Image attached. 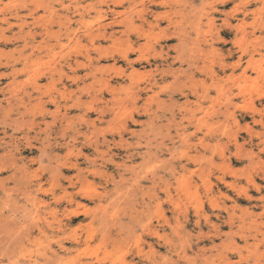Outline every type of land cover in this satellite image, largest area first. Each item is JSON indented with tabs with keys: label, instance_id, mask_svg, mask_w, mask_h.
Here are the masks:
<instances>
[{
	"label": "rangeland",
	"instance_id": "1",
	"mask_svg": "<svg viewBox=\"0 0 264 264\" xmlns=\"http://www.w3.org/2000/svg\"><path fill=\"white\" fill-rule=\"evenodd\" d=\"M208 1L0 0V264H264V0ZM175 9L179 38L138 18ZM86 180L103 200L77 199L89 213L72 221ZM35 198L61 221L39 222L48 238Z\"/></svg>",
	"mask_w": 264,
	"mask_h": 264
},
{
	"label": "bare ground",
	"instance_id": "2",
	"mask_svg": "<svg viewBox=\"0 0 264 264\" xmlns=\"http://www.w3.org/2000/svg\"><path fill=\"white\" fill-rule=\"evenodd\" d=\"M126 1V0H125ZM150 1H152V0H150ZM188 1V0H187ZM206 1V0H205ZM208 1V0H207ZM228 1V0H227ZM232 1V0H231ZM234 1H236V0H234ZM177 2H178V0H177ZM209 2V1H208ZM211 2H213V1H211ZM221 2H223V1H221ZM225 2V1H224ZM238 2V1H237ZM236 2V3H237ZM134 3V2H133ZM185 3V2H184ZM192 3V2H191ZM190 3V4H191ZM207 3V2H206ZM225 3H227V2H225ZM247 3V2H246ZM143 4V3H142ZM179 4V3H178ZM200 4V3H199ZM202 4V3H201ZM224 4V3H223ZM252 4V3H251ZM129 5V4H128ZM152 5V4H151ZM159 5V4H158ZM174 5V4H173ZM188 5V4H187ZM193 5H194V3H193ZM222 5V4H221ZM249 5V4H248ZM153 6H155V5H153ZM195 6V5H194ZM198 6V5H197ZM203 6V5H202ZM125 7V6H124ZM133 7V6H132ZM161 7V6H160ZM182 7V6H181ZM198 7H200V6H198ZM207 7V6H206ZM220 7V6H219ZM218 7V8H219ZM246 7V6H245ZM71 8V7H70ZM128 8V7H127ZM171 8V7H170ZM209 8V7H208ZM168 9H169V7H168ZM188 9V8H187ZM211 9V8H210ZM123 10H124V8H123ZM135 10V9H134ZM133 10V11H134ZM145 10V9H144ZM166 10V9H165ZM181 10V9H180ZM194 10V9H193ZM213 10V9H212ZM234 10V12H237V11H235V9H233ZM109 11V10H108ZM121 11V10H120ZM139 11V10H138ZM149 11H151V10H149ZM183 11H185V9L183 10ZM202 11V10H201ZM213 11H215V10H213ZM217 11V10H216ZM224 11V10H223ZM227 11V10H226ZM130 12V11H129ZM145 11H141L139 14H138V18L140 19V21L142 22V25H148L149 26V28L150 29H156V28H159L160 29V27H162L161 26V24H162V22H164V21H166L167 23H168V25H167V28H164V29H160V33H162V36H161V38L163 39V37H168V38H170V37H175V36H177L178 38L180 37V36H178L179 34L178 33H187V29H182L181 28V23H179V21L178 20H176V18H177V16H179V15H181L182 14V12L181 11H176V9H175V11H173L172 13L170 12V13H168V11L167 12H165V13H161V14H157L156 16H155V20H154V22H152V23H148L147 22V18H146V16H145V13H144ZM209 12V11H208ZM225 12V11H224ZM243 12V11H242ZM241 12V13H242ZM110 13V12H109ZM149 13V12H148ZM197 12H195V14H196ZM230 13V12H229ZM233 13V12H232ZM22 14V13H21ZM71 14V13H70ZM102 14V13H101ZM108 14V13H107ZM123 14V13H122ZM234 14V13H233ZM120 15V14H119ZM185 15V14H184ZM213 15V14H212ZM216 15H218V14H216ZM236 15V14H235ZM240 15V14H239ZM245 15V14H244ZM113 16V15H112ZM122 16V15H121ZM206 16H208V15H206ZM242 16V15H241ZM246 17H247V15H245ZM244 16V17H245ZM248 16H251L250 14L248 15ZM118 17H120V16H118ZM216 17V16H215ZM234 17H236V16H234ZM111 18H113V17H110V19ZM124 18V17H123ZM186 18V17H185ZM229 18H231V17H229ZM251 18V17H250ZM2 19V18H1ZM154 19V18H153ZM210 19V18H209ZM208 19V20H209ZM214 19V18H213ZM218 19V18H217ZM234 20V18H231V20ZM236 19V18H235ZM119 20V19H118ZM152 20V19H151ZM196 20V19H195ZM204 20V19H203ZM220 20V19H219ZM231 20H229V21H231ZM2 21V20H1ZM68 21V20H67ZM134 21V19L132 18V17H126L125 19H124V21H119L120 23H123V24H125V23H127V25H126V29L123 31V33H129V31H134L132 28H133V22ZM223 21V20H222ZM226 21V20H225ZM224 21V22H225ZM250 21V20H249ZM6 22V21H5ZM107 22V21H106ZM136 22V21H135ZM192 22V21H191ZM238 22V21H237ZM248 22V21H247ZM101 23V22H100ZM129 23V24H128ZM138 23V22H137ZM202 23V22H201ZM12 24V23H11ZM114 24V22L113 23H111V24H108V25H102V24H100V27H99V29H98V33H100V34H98V35H96L93 39L95 40L96 38H98V39H100V37H102L103 39H106V37H107V31H108V26H110V25H113ZM227 24V23H226ZM241 24V23H240ZM239 24V25H240ZM71 25H73V24H71ZM117 25V24H116ZM164 25V24H163ZM209 25V24H208ZM229 25V24H228ZM248 25V24H247ZM62 26V25H61ZM118 26V25H117ZM121 26V25H120ZM206 26V25H205ZM241 26H245V25H241ZM49 27H51V26H49ZM48 27V28H49ZM210 27H211V25H210ZM222 27V26H221ZM228 27V26H227ZM248 27H250V26H248ZM252 27V26H251ZM56 28V27H55ZM119 28V27H118ZM121 28V27H120ZM140 28V27H139ZM144 28V27H143ZM146 28V27H145ZM173 28V31L171 30ZM203 28H204V26H203ZM233 28V27H232ZM209 29V28H208ZM247 29V28H246ZM33 30V29H32ZM75 30V29H74ZM120 30V29H119ZM223 30V29H222ZM225 30V29H224ZM235 30V29H234ZM51 31V30H50ZM212 31V30H211ZM210 31V32H211ZM231 31V30H230ZM239 31H241V30H239ZM24 32V31H23ZM69 32V31H68ZM121 32V31H120ZM201 32H203V31H201ZM215 32V31H214ZM221 32V31H220ZM242 32V31H241ZM250 32V31H249ZM38 33V32H37ZM143 33H145L146 34V32L143 30ZM169 33H171V34H169ZM196 33H199V30H197L196 29ZM205 33H207V32H205ZM216 33V32H215ZM235 33V32H234ZM8 34V33H7ZM39 34V33H38ZM41 34H43V33H41ZM47 34H48V32H47ZM144 34V35H145ZM169 34V35H168ZM191 34V33H190ZM193 34V33H192ZM195 34V33H194ZM156 35V34H155ZM200 35V34H199ZM219 35H221V34H219ZM251 35V34H250ZM146 36V35H145ZM202 36H203V34H202ZM222 36V35H221ZM246 36H249V35H246ZM252 36H253V34H252ZM77 37V36H76ZM112 37L113 36H111L110 37V39H112ZM156 37H157V35H156ZM159 37V36H158ZM240 37V36H239ZM250 37V36H249ZM138 38V37H137ZM160 38V37H159ZM214 38V37H213ZM241 38V37H240ZM248 38V37H247ZM116 39V38H115ZM134 39V38H133ZM136 39V38H135ZM157 39V38H156ZM199 39V38H198ZM218 39V38H217ZM227 39V38H226ZM250 39V38H249ZM37 40V39H36ZM207 40V39H206ZM243 40V39H242ZM242 40H240V41H242ZM247 40V39H246ZM117 41H120V39H118ZM117 41H115V42H117ZM166 41V40H165ZM173 41V40H172ZM196 41V40H195ZM227 41H229V40H227ZM226 41V42H227ZM233 41V40H232ZM231 41V42H232ZM235 41V40H234ZM250 41V40H249ZM198 42V41H197ZM199 42H200V40H199ZM207 42V41H206ZM220 42V41H219ZM225 42V43H226ZM236 42H238V41H236ZM160 43V42H159ZM176 43H178V42H176ZM213 43H215V42H213ZM225 43H223V44H225ZM251 43V42H250ZM255 43V42H254ZM23 44V43H22ZM136 44V43H135ZM161 44V43H160ZM166 44V43H165ZM181 44V43H180ZM252 44V43H251ZM16 45V44H15ZM201 45V44H200ZM210 45V44H209ZM215 45V44H214ZM219 45V44H218ZM243 45H245V44H243ZM257 45V44H256ZM1 46V45H0ZM10 46V45H9ZM12 46H13V44H12ZM101 46V45H100ZM164 46V45H163ZM182 46V45H181ZM195 46V45H194ZM203 46V45H202ZM205 46V45H204ZM203 46V47H204ZM206 46H208V45H206ZM216 46V45H215ZM246 46V45H245ZM144 47V46H143ZM159 47V46H158ZM219 47V46H218ZM234 47H236V45L234 46ZM238 47V46H237ZM236 47V48H237ZM250 47V46H249ZM256 47H258V46H256ZM46 48V47H45ZM113 48V47H112ZM138 48H139V46H138ZM209 48H210V46H209ZM251 48H253V47H251ZM38 49V48H37ZM36 49V50H37ZM43 49H44V47H43ZM141 49V48H140ZM157 49V48H156ZM167 49V48H166ZM190 49V48H189ZM211 49V48H210ZM209 49V50H210ZM214 49H216V48H214ZM238 49H240V48H238ZM254 50H255V47L253 48ZM49 50H53V49H49ZM94 50V49H93ZM137 51H138V49H136ZM147 50H149L148 48H147ZM146 50V51H147ZM158 50V49H157ZM191 50H193V49H191ZM207 50V49H206ZM95 51V50H94ZM98 51V50H97ZM112 51V50H111ZM115 51V50H114ZM129 51H135L134 50V48L132 47V46H130L129 47V49H128V51L127 52H125L124 53V57L125 58H132V57H129ZM145 51V52H146ZM195 51V50H194ZM197 51V50H196ZM223 51V50H222ZM75 52V51H74ZM139 52L141 53V56H140V58L142 59V58H144V53H143V50H139ZM156 52V51H155ZM159 52V51H158ZM169 52V51H168ZM173 52V51H172ZM171 52V53H172ZM221 52V51H220ZM225 52V51H224ZM228 52V51H227ZM229 52H230V50H229ZM237 52V51H236ZM243 52H245V51H243ZM97 53V52H96ZM136 53V52H135ZM150 52L148 51V53L147 54H149ZM152 53V52H151ZM190 53V52H189ZM194 53H196V52H194ZM202 53H203V51H202ZM206 53V52H205ZM240 53V52H239ZM238 53V54H239ZM117 54V53H116ZM115 54V55H116ZM137 54V53H136ZM153 54V53H152ZM174 54V53H173ZM192 54V53H191ZM208 54V53H207ZM243 54H245V53H243ZM263 54V53H262ZM182 55V54H181ZM194 55V54H193ZM222 55H224V54H222ZM254 55H255V53H254ZM117 56V55H116ZM157 56H158V54H157ZM172 56V55H171ZM183 56V55H182ZM200 56V55H199ZM211 56V55H210ZM220 57H221V55H219ZM230 56H231V54H230ZM190 57V56H189ZM220 57H219V59H220ZM238 57V56H237ZM247 57V56H246ZM80 58V57H79ZM114 58H116V57H114ZM134 58H136V57H134ZM174 58V57H173ZM201 58V57H200ZM228 58V57H227ZM234 58H236V57H234ZM250 58H251V56H250ZM81 59V58H80ZM157 59H159V58H157ZM162 59V58H161ZM176 59V58H175ZM206 59V58H205ZM204 59V60H205ZM208 59V58H207ZM246 59V58H245ZM21 60V59H20ZM28 60V59H27ZM155 61H156V59H154ZM170 60V59H169ZM216 60H217V58H216ZM226 60V59H225ZM231 60V59H230ZM241 60H243V59H241ZM111 61V60H110ZM151 61V60H150ZM160 61V60H159ZM158 61V62H159ZM171 61V60H170ZM175 61V60H174ZM207 61V60H206ZM232 61H234V60H232ZM231 61V62H232ZM103 62V61H102ZM113 62V61H112ZM111 62V63H112ZM164 62V61H163ZM162 62V63H163ZM168 62V61H167ZM177 62V61H176ZM195 62V61H194ZM201 62V61H200ZM225 62V61H224ZM230 62V61H229ZM153 63V62H152ZM196 63V62H195ZM195 63H193L194 65H195ZM206 63V62H205ZM219 63H220V61H219ZM218 63V64H219ZM94 64V63H93ZM131 65H132V63H130ZM134 64V63H133ZM140 64V63H139ZM156 64V63H155ZM159 64V63H158ZM166 64V63H165ZM164 64V65H165ZM234 64V63H233ZM96 65H97V63H96ZM128 65V64H127ZM187 65V64H186ZM242 65V64H241ZM244 65V64H243ZM17 66V65H16ZM126 66V65H125ZM129 66V65H128ZM134 66V65H133ZM142 66V65H141ZM161 66V65H160ZM198 66H200V65H198ZM223 67L225 66V65H222ZM103 67V66H102ZM129 67H131V66H129ZM143 67V66H142ZM164 67V66H163ZM168 67V66H167ZM170 67H171V63H170ZM202 67V68H201ZM203 67L204 66H200V69L202 70L203 69ZM205 67H206V65H205ZM226 67V66H225ZM235 67L236 68H238L236 65H235ZM64 68V67H63ZM66 68V67H65ZM120 68V67H119ZM152 68V67H151ZM165 68V67H164ZM222 68V67H221ZM248 68H250V67H248ZM2 69V68H1ZM5 69V68H4ZM100 69V68H99ZM170 69V68H169ZM179 69V68H178ZM9 70V69H8ZM7 70V71H8ZM78 70V69H77ZM83 70V69H82ZM128 71H129V68L127 69ZM221 70V69H220ZM226 70V69H225ZM36 71V70H35ZM120 71V70H119ZM158 71V70H157ZM157 71H155V72H157ZM183 71V70H182ZM190 71V70H189ZM203 71V70H202ZM222 71V70H221ZM224 71V70H223ZM230 71V70H229ZM232 71V70H231ZM264 71V70H263ZM38 72V71H37ZM167 72H169V71H167ZM234 72V71H233ZM16 73V72H15ZM175 73V72H174ZM176 73H178V72H176ZM180 73V72H179ZM178 73V74H179ZM182 73V72H181ZM196 73H198V72H195V74ZM201 73V72H200ZM223 73V72H222ZM92 73H90V75H91ZM162 74H163V72H162ZM184 74V73H183ZM202 74V73H201ZM227 74V73H226ZM235 74V73H234ZM249 74V73H248ZM258 74V73H257ZM39 75V74H38ZM151 75V74H150ZM190 75H192V74H190ZM197 75V74H196ZM20 76V75H19ZM120 76H121V74H120ZM158 76H159V73H158ZM157 76V77H158ZM227 76V75H226ZM4 77V76H3ZM174 77V76H173ZM177 77V76H176ZM187 77V76H186ZM234 77V76H233ZM242 77L243 78H245V80H246V77H247V72H246V70L244 71V75H242ZM257 77H258V75H257ZM37 77H35V79H36ZM167 78V77H166ZM171 78V77H170ZM177 78H179V77H177ZM182 78V77H181ZM194 77H192V79H193ZM68 79V78H67ZM127 79V78H126ZM175 79V78H174ZM188 79H189V76H188ZM199 79V78H198ZM233 79H235V78H233ZM249 79H251V78H249ZM10 80V79H9ZM12 80V79H11ZM34 80V79H33ZM122 80V79H121ZM166 79H164V81H165ZM171 80V79H170ZM182 80H184V79H182ZM220 80V79H219ZM227 80V79H226ZM84 81V80H83ZM156 81V80H155ZM158 81V80H157ZM160 81V80H159ZM178 81V80H177ZM189 81V80H188ZM234 81V80H233ZM264 81V80H263ZM32 82V81H31ZM119 82V81H118ZM150 82H152V81H150ZM184 82V81H183ZM237 82H238V80H237ZM8 83V82H7ZM155 83V82H154ZM157 83V82H156ZM186 83V82H185ZM249 83H250V81H249ZM81 84V83H80ZM187 84H188V82H187ZM186 84V85H187ZM197 84V83H196ZM199 84V83H198ZM13 85V84H12ZM107 85H108V83H107ZM116 85V84H115ZM162 85V84H161ZM172 85H175V84H171V88H172ZM246 85V84H245ZM249 85V84H248ZM247 86V85H246ZM246 86H245V88H246ZM12 87V86H11ZM18 87V86H17ZM114 87V86H113ZM124 87V86H123ZM136 87V86H135ZM162 87V86H161ZM170 87H168V88H170ZM242 87V86H241ZM21 88V87H20ZM32 88V87H31ZM156 88H158V87H156ZM186 88V87H185ZM103 89V88H102ZM136 89V88H135ZM137 89H138V93H141V85L140 86H137ZM192 89V88H191ZM201 89V88H200ZM224 89V88H223ZM9 90V89H8ZM118 90V89H117ZM182 90V89H181ZM13 91V90H12ZM19 91V90H18ZM17 91V92H18ZM29 91V90H28ZM32 91H33V89H32ZM81 91V90H80ZM131 91V90H130ZM172 91V90H171ZM173 91H174V89H173ZM179 91V90H178ZM187 91V90H186ZM245 91V90H244ZM10 92V91H9ZM104 92H105V90H104ZM120 92V91H119ZM183 92H185V91H183ZM8 93V92H7ZM33 93V92H32ZM123 93V92H122ZM133 93V92H132ZM146 93V92H145ZM168 93V92H167ZM173 93V92H172ZM187 93V92H186ZM190 93V92H189ZM10 94V93H9ZM99 95V94H98ZM109 95V94H108ZM158 95V94H157ZM166 95V94H165ZM190 95V94H189ZM15 96V95H14ZM130 96V95H129ZM150 96V95H149ZM167 96V95H166ZM172 96V95H171ZM251 96V95H250ZM173 97V96H172ZM185 97V96H184ZM184 97H182V98H184ZM258 97V96H257ZM157 98H158V96H157ZM174 98V97H173ZM181 98V97H180ZM193 98V97H192ZM134 99V98H133ZM177 99H179V97L177 98ZM185 99V98H184ZM250 99L252 100V98L250 97ZM120 100H122V98L120 99ZM139 100V99H138ZM258 100H259V98H258ZM98 101V100H97ZM114 101V100H113ZM133 101V100H132ZM142 101V100H141ZM197 101V100H196ZM254 101H256V99L254 100ZM129 102H130V100H129ZM160 102V101H159ZM190 102V101H189ZM230 102V101H229ZM259 102H260V100H259ZM263 102V101H262ZM118 103V102H117ZM121 103V102H120ZM15 104V103H14ZM27 104V103H26ZM123 104V103H122ZM121 104V105H122ZM127 104V103H126ZM145 104V103H144ZM201 104V103H200ZM48 105H50V104H48ZM111 105V104H110ZM133 105V104H132ZM140 105V104H139ZM153 105H154V103H153ZM231 105V104H230ZM249 105V104H248ZM137 106V105H136ZM194 106V105H193ZM2 107H4V106H2ZM6 107V106H5ZM126 106L124 105V108H125ZM135 107V106H134ZM171 107V106H170ZM196 107V106H195ZM194 107V108H195ZM201 107V105H197V109H199ZM233 107V106H232ZM1 108V107H0ZM11 108V107H10ZM15 108V107H14ZM153 108V107H152ZM158 108H159V104H158ZM163 108V107H162ZM235 108V107H234ZM2 109H4V108H2ZM16 109V108H15ZM21 109H23V108H21ZM27 109V108H26ZM74 109V108H73ZM101 109V108H100ZM171 109V108H170ZM6 110V109H5ZM99 110V109H98ZM118 110V109H117ZM167 110V109H166ZM225 110V109H224ZM255 110H257V108L255 107ZM33 111V110H32ZM114 111V110H113ZM164 111H165V109H164ZM6 112V111H5ZM104 113H105V111H103ZM128 112V111H127ZM154 112V111H153ZM160 112V111H159ZM201 112V111H200ZM230 112V111H229ZM261 112V111H260ZM135 113V112H134ZM249 113V112H248ZM130 114V113H129ZM147 114V113H146ZM196 114V113H195ZM10 115V114H9ZM127 115V114H126ZM134 115V114H133ZM137 115V114H136ZM176 115V114H175ZM199 115V114H198ZM201 115V114H200ZM199 115V116H200ZM11 116V115H10ZM102 116V115H101ZM104 116V115H103ZM144 116V115H143ZM166 116V115H165ZM254 116V115H253ZM116 117V116H115ZM137 117V116H136ZM135 117V118H136ZM192 117H194V114H192ZM191 117V118H192ZM246 117V116H245ZM8 118V117H7ZM13 118V117H12ZM105 118V117H104ZM139 118V117H138ZM258 118V117H257ZM37 119H38V117H37ZM40 119V118H39ZM117 119V118H116ZM124 119V118H123ZM159 119V118H158ZM161 119V118H160ZM182 119V118H181ZM26 120V119H25ZM128 120V119H127ZM139 120V119H138ZM17 121H19V120H17ZM97 121V120H96ZM123 121V120H122ZM27 122V121H26ZM28 122H30V120L28 121ZM125 122V121H124ZM188 122V121H187ZM187 122H185V123H187ZM19 123V122H18ZM22 123V122H21ZM40 123V122H39ZM84 123V122H83ZM122 123V122H121ZM148 123V122H147ZM159 123V122H158ZM172 123V122H171ZM255 123V122H254ZM42 124H44V123H42ZM124 124V123H123ZM150 124V123H149ZM188 124V123H187ZM195 124H196V122H195ZM36 125V124H35ZM139 125V124H138ZM147 125V124H146ZM257 125V124H256ZM260 125H261V123H260ZM29 126V125H28ZM154 126V125H153ZM189 126V125H188ZM10 127V126H9ZM26 127V126H25ZM121 127V126H120ZM150 127V126H149ZM168 127H169V125H168ZM175 127V126H174ZM191 127V126H190ZM198 127V126H197ZM249 127V126H248ZM29 128V127H28ZM40 128V127H39ZM61 128V127H60ZM171 128V127H170ZM182 128V127H181ZM194 128V127H193ZM198 128H200V130H201V127L199 126ZM6 129V128H5ZM12 129V128H11ZM122 129H124V128H122ZM121 129V130H122ZM130 129V128H129ZM128 129V130H129ZM19 129H17V131H18ZM43 130V129H42ZM64 130V129H63ZM196 130V129H195ZM198 130V129H197ZM51 131V130H50ZM127 131V130H126ZM166 131V130H165ZM36 132V131H35ZM35 132H33V133H35ZM43 132V131H42ZM136 132V131H135ZM168 132V131H167ZM193 132H195V131H193ZM199 132V131H198ZM7 133V132H6ZM21 133V132H20ZM51 133H52V131H51ZM119 133V132H118ZM172 133V132H171ZM187 133V132H186ZM185 133V134H186ZM189 133V132H188ZM25 134V133H24ZM127 134V133H126ZM130 134V133H129ZM192 134H194V133H192ZM197 134V133H196ZM4 135V134H3ZM10 135V134H9ZM50 135V134H49ZM128 135V134H127ZM51 136V135H50ZM132 136V135H131ZM19 137V136H18ZM32 137V136H31ZM43 137V136H42ZM165 137H167V136H165ZM182 138H183V136H181ZM194 137V136H193ZM4 138V137H3ZM2 138V139H3ZM61 138V137H60ZM198 138V137H197ZM51 139V138H50ZM116 139V138H115ZM201 139V138H200ZM253 139V138H252ZM9 140H10V138H9ZM155 140V139H154ZM167 140V139H166ZM5 141V140H4ZM13 141V140H12ZM21 141V140H20ZM23 141H24V139H23ZM144 141V140H143ZM179 141V140H178ZM63 142V141H62ZM98 142V141H97ZM159 142H161L160 140H159ZM168 142V141H167ZM187 142V141H186ZM193 142V141H192ZM3 143V142H2ZM5 143V142H4ZM26 143H27V141H26ZM260 143V142H259ZM34 144V143H33ZM70 144V143H69ZM184 144V143H183ZM182 144V146H185V145H183ZM187 144V143H186ZM254 144V143H253ZM264 144V143H263ZM23 145V144H22ZM30 145V144H29ZM168 145V144H167ZM170 145V144H169ZM177 145V144H176ZM20 146V145H19ZM32 146V145H31ZM86 146V145H85ZM190 146V145H189ZM255 146H256V144H255ZM260 146V145H259ZM27 147V146H26ZM67 147V146H66ZM134 147V146H133ZM264 147V146H263ZM22 148V147H21ZM59 148V147H58ZM86 148V147H85ZM190 148H191V146H190ZM255 148V147H254ZM3 149V148H2ZM10 149V148H9ZM30 149H31V147H30ZM55 149V148H54ZM141 149V148H140ZM139 149V150H140ZM162 149V148H161ZM160 148H159V150H161ZM260 149H262V148H260ZM40 150V149H39ZM60 150V149H59ZM59 150H57V151H59ZM69 150V149H68ZM92 150V149H91ZM147 150V149H146ZM153 150V149H152ZM13 151V150H12ZM21 151V150H20ZM53 151V150H52ZM93 151V150H92ZM99 151V150H98ZM164 152H165V150H163ZM193 151V150H192ZM17 152V151H16ZM19 152V151H18ZM54 152V151H53ZM161 152V151H160ZM249 152V151H248ZM257 152V151H256ZM114 153V152H113ZM148 153H150V152H148ZM166 153V152H165ZM254 153V152H253ZM262 153V152H261ZM75 154V153H74ZM151 154V153H150ZM169 154V153H168ZM72 155V154H71ZM148 155V154H147ZM164 155V154H163ZM166 155V154H165ZM164 155V156H165ZM186 155V154H185ZM16 156V155H15ZM73 156V155H72ZM90 156V155H89ZM175 156V155H174ZM250 156H251V153H250ZM11 157V156H10ZM51 157H52V152H51ZM68 157V156H67ZM180 157V156H179ZM198 157V156H197ZM80 158V157H79ZM96 158V157H95ZM146 158H148V157H146ZM149 158H152V157H149ZM157 158V157H156ZM167 158V157H166ZM186 158V157H185ZM199 158V157H198ZM165 159V158H164ZM163 159V160H164ZM5 160V159H4ZM49 160V159H48ZM54 160V159H53ZM79 160V159H78ZM77 160V161H78ZM90 160V159H89ZM101 160V159H100ZM184 160V159H183ZM7 161V160H6ZM11 161V160H10ZM24 161V160H23ZM143 161V160H142ZM156 161V160H155ZM69 162V161H68ZM67 162V163H68ZM71 162V161H70ZM110 162V161H109ZM60 163V162H59ZM82 163V162H81ZM175 163V162H174ZM177 163V162H176ZM183 163H185V161L183 162ZM11 164V163H10ZM12 164H14V163H12ZM129 164V163H128ZM146 164V163H145ZM172 164V163H171ZM192 164V163H191ZM193 164H194V162H193ZM14 165H16V164H14ZM80 165V164H79ZM111 165V164H110ZM168 165H170V164H168ZM174 164H172L171 165V167L173 166ZM181 165V164H180ZM189 165V164H188ZM199 165V164H198ZM3 166V165H2ZM12 166V165H11ZM21 166V165H20ZM76 166V165H75ZM166 166V165H165ZM57 167V166H56ZM73 167H74V165H73ZM82 167V166H81ZM192 167V166H191ZM110 168V167H109ZM187 168V167H186ZM186 168H185V170H186ZM70 169V168H69ZM72 169V168H71ZM114 169V168H113ZM132 169V168H131ZM144 169V168H143ZM21 170V169H20ZM74 170V169H73ZM120 170V169H119ZM8 171V170H7ZM14 171V170H13ZM77 171H79V170H77ZM137 171V170H136ZM177 171V170H176ZM194 171V170H193ZM264 171V170H263ZM4 172V171H3ZM11 172H12V170H11ZM53 172V171H52ZM100 172V171H99ZM130 172V171H129ZM163 172V171H162ZM180 172V171H179ZM260 172V171H259ZM55 173V172H54ZM60 173V172H59ZM145 173V172H144ZM12 173H10V175H11ZM14 174V173H13ZM53 174V173H52ZM56 174V173H55ZM120 174V173H119ZM133 174L135 175V176H137V174L135 173V170L133 171ZM142 174H143V172H142ZM57 175V174H56ZM127 175V174H126ZM130 175V174H129ZM197 175V174H196ZM260 175V174H259ZM73 176V175H72ZM117 176V175H116ZM128 176V175H127ZM131 176H133V175H131ZM50 177V176H49ZM121 177V176H120ZM124 177V176H123ZM122 177V178H123ZM138 177V176H137ZM140 177V176H139ZM194 177V176H193ZM192 177V178H193ZM42 178V177H41ZM40 178V179H41ZM55 178V177H54ZM144 178V177H143ZM181 178V177H180ZM39 179V180H40ZM79 179V178H78ZM196 179V178H195ZM250 179V178H249ZM112 180H114V179H112ZM161 180H163V179H161ZM172 180V179H171ZM38 181V180H37ZM65 181V180H64ZM79 181V180H78ZM143 181V180H142ZM141 181V182H142ZM144 181H146V180H144ZM148 181V180H147ZM152 181V180H151ZM158 181V180H157ZM157 181L155 182V183H157ZM177 181V180H176ZM225 181V180H224ZM263 181V180H262ZM26 182V181H25ZM83 182V184H82V187H81V189H80V191L78 192V194H71V195H69L68 196V201L67 202H69V204H71V205H75L76 206V208L75 209H73V210H71L70 209V211H69V216H70V220H74L75 218H77V217H79V216H81V215H88V209H87V207H85V206H83L82 205V203L81 202H78L77 201V199H87V198H89L91 201L94 199V198H97L99 201H102L103 200V195H101V194H99V193H97L95 190H92V187L90 186V184L88 183V181L86 180V181H82ZM229 182V181H228ZM264 182V181H263ZM33 183V182H32ZM111 183V182H110ZM130 183V182H129ZM134 183V182H133ZM149 183V182H148ZM147 183V184H148ZM198 183V182H197ZM41 184H43V183H41ZM61 184V183H60ZM71 184V183H70ZM146 184V183H145ZM264 184V183H263ZM40 185V184H39ZM58 185V184H57ZM64 185V184H63ZM117 185V184H116ZM123 185V184H122ZM136 185V184H135ZM151 185V184H150ZM162 185V184H161ZM233 185V184H232ZM137 186H139V183H137ZM33 187H35V185L33 186ZM117 187V186H116ZM232 187V186H231ZM250 187H252V186H250ZM30 188V187H29ZM121 188H123V187H121ZM220 188V187H219ZM235 188V187H234ZM117 189V188H116ZM132 189V188H131ZM149 189V188H148ZM38 190V189H37ZM36 190V191H37ZM140 190V189H139ZM150 190V189H149ZM160 190V189H159ZM39 191H41V190H39ZM66 191V190H65ZM234 191V190H233ZM134 192V191H133ZM145 192V191H144ZM148 192V191H147ZM239 192V191H238ZM244 192H245V195H247V192H248V190L246 189V190H244ZM256 192V191H255ZM27 193V192H26ZM49 193V192H48ZM124 193V192H123ZM149 193V192H148ZM161 193H163V192H161ZM166 195L168 196L170 193H169V190H168V188H167V190H166ZM258 193V192H257ZM260 193H261V191H260ZM128 194V193H127ZM140 194V193H139ZM119 195V194H118ZM129 195V194H128ZM161 195H163V194H161ZM160 195V196H161ZM263 195V194H262ZM66 196V198H67V195H65ZM127 196V195H126ZM126 196H125V198H126ZM139 196V195H138ZM240 196V195H239ZM253 196V195H252ZM264 196V195H263ZM29 197V196H28ZM44 197V196H43ZM49 197V196H48ZM162 197V196H161ZM242 197V196H241ZM65 198V197H64ZM64 198H58V200H57V202H56V204L58 205L59 204V202H61L62 201V199H64ZM107 198V197H106ZM246 198V197H245ZM30 199V198H29ZM124 199V198H123ZM142 199V198H141ZM89 200V201H90ZM149 200H150V198H149ZM250 200V199H249ZM253 200V199H252ZM255 200V199H254ZM258 200V199H257ZM36 201H37V198H35L34 200H33V204H32V206H34V208L36 209V211H35V213L37 214L36 215V217L35 218H37V222H36V224H35V226L36 227H38V228H40V225H39V222H41L42 221V223H44L45 225V227L47 226L48 228H51V229H53V230H61V227H62V225H61V221L58 219V217H57V212L55 211V210H51L50 212H48V214L51 216V220H48V218L47 217H45V216H43L42 215V213H41V209H39L38 208V205L40 204V203H36ZM39 201V200H38ZM251 201V200H250ZM147 202V201H146ZM146 202H144V203H146ZM181 202V201H180ZM85 203V202H84ZM134 204V203H133ZM149 204V203H148ZM257 204V203H256ZM48 205V204H47ZM87 205V204H86ZM124 205H125V203H124ZM137 205V204H136ZM147 205V204H146ZM127 206V205H126ZM133 206V205H132ZM257 206V205H256ZM72 207V206H71ZM232 207V206H231ZM260 207V206H259ZM124 208H126L125 206H124ZM150 208V207H149ZM69 209V208H68ZM127 209V208H126ZM58 210V209H57ZM65 210V209H64ZM144 211V210H143ZM231 212V211H230ZM108 213V212H107ZM132 214V213H131ZM58 215H59V213H58ZM167 215V214H166ZM260 215H262L261 213H260ZM32 216V215H31ZM49 217V216H48ZM107 216H106V214L105 215H103L102 216V218H101V221H104L103 219H105ZM127 217V216H126ZM67 218V217H66ZM224 219V218H223ZM26 220V219H25ZM32 220V219H31ZM109 220V219H108ZM119 220V219H118ZM131 220V219H130ZM222 220V219H221ZM100 221V220H99ZM123 221V220H122ZM29 222H30V220H29ZM106 222V221H105ZM262 222V221H261ZM260 222V223H261ZM11 223H13V222H11ZM31 223V222H30ZM237 223V222H236ZM21 224V223H20ZM34 224V223H33ZM56 224V225H55ZM244 224V223H243ZM102 225H103V223H102ZM101 225V226H102ZM146 225V224H145ZM148 225V224H147ZM238 225V224H237ZM250 225V224H249ZM15 226V225H14ZM18 226V225H17ZM33 226V225H32ZM56 226V227H55ZM131 226V225H130ZM228 226V225H227ZM240 226V225H239ZM242 226V225H241ZM23 227V226H22ZM55 227V228H54ZM118 227V226H117ZM37 228V229H38ZM65 228V227H64ZM150 228V227H149ZM43 229V227H41L40 228V232L46 237V238H48V236H47V233L44 231V230H42ZM66 229V228H65ZM64 229V230H65ZM103 229H105V228H103ZM134 229V228H133ZM153 229V228H152ZM221 229V228H220ZM114 230V229H113ZM18 231V230H17ZM36 231V230H35ZM48 231V230H47ZM105 231V230H104ZM136 231V230H135ZM247 231H249V230H247ZM16 232V231H15ZM137 232V231H136ZM159 232V231H158ZM234 232V231H233ZM35 234V233H34ZM56 234H57V232H56ZM55 234V235H56ZM106 233H104V235H105ZM235 234V233H234ZM10 235V234H9ZM247 235V234H246ZM14 236V235H13ZM103 236V235H102ZM242 236V235H241ZM59 237V236H58ZM106 237H107V234H106ZM244 237V236H243ZM61 238V237H60ZM72 238V237H71ZM76 238V237H75ZM246 238H247V236H246ZM64 239V238H63ZM246 240V239H245ZM26 241V240H25ZM24 241V242H25ZM63 241V240H62ZM77 241V240H76ZM79 241V240H78ZM27 242V241H26ZM66 248H67V246H66ZM49 249V248H48ZM64 249V248H63ZM50 251V250H49ZM64 251V250H63ZM56 252V251H55ZM55 252H53V253H55ZM51 253V252H50ZM52 253V254H53ZM68 253V252H67ZM51 254V255H52ZM58 254H60V253H58ZM60 256V255H59ZM50 257H52V256H50ZM56 257V256H55ZM155 257V256H154ZM149 262V261H148ZM153 262H151V264H152ZM135 264V263H134Z\"/></svg>",
	"mask_w": 264,
	"mask_h": 264
}]
</instances>
